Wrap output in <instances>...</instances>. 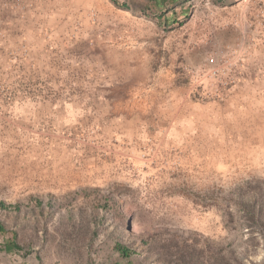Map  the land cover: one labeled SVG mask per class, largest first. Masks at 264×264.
<instances>
[{
    "label": "rangeland",
    "instance_id": "1",
    "mask_svg": "<svg viewBox=\"0 0 264 264\" xmlns=\"http://www.w3.org/2000/svg\"><path fill=\"white\" fill-rule=\"evenodd\" d=\"M114 1L0 0V264H264V0Z\"/></svg>",
    "mask_w": 264,
    "mask_h": 264
},
{
    "label": "trees",
    "instance_id": "2",
    "mask_svg": "<svg viewBox=\"0 0 264 264\" xmlns=\"http://www.w3.org/2000/svg\"><path fill=\"white\" fill-rule=\"evenodd\" d=\"M194 0H126L123 4L117 1L113 3L122 9L137 12L155 18L159 24L164 22L165 25H170L180 21L179 19L187 20L189 16L188 8L192 5ZM217 2H222L224 0H215ZM9 207L0 202V209L6 210ZM14 209L18 210L19 206L15 205ZM0 233H6L5 227L0 223ZM117 251L120 253L121 258L130 259L134 253L121 244L116 247ZM0 250L6 253H11L13 251H20L21 247L17 244L15 240L6 241L3 246H0Z\"/></svg>",
    "mask_w": 264,
    "mask_h": 264
},
{
    "label": "built area",
    "instance_id": "3",
    "mask_svg": "<svg viewBox=\"0 0 264 264\" xmlns=\"http://www.w3.org/2000/svg\"><path fill=\"white\" fill-rule=\"evenodd\" d=\"M209 62H210L211 64H213V63H215V60H214V59H211Z\"/></svg>",
    "mask_w": 264,
    "mask_h": 264
}]
</instances>
